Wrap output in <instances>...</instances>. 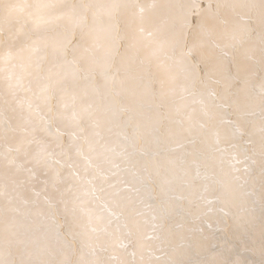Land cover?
<instances>
[{
    "label": "snow or ice",
    "instance_id": "1",
    "mask_svg": "<svg viewBox=\"0 0 264 264\" xmlns=\"http://www.w3.org/2000/svg\"><path fill=\"white\" fill-rule=\"evenodd\" d=\"M157 8L0 0V264H180L177 217L247 212L256 167L264 207V0H210L190 46L186 20ZM129 79L152 98L143 131L101 103ZM145 135L156 147L138 152ZM217 248L210 264H246Z\"/></svg>",
    "mask_w": 264,
    "mask_h": 264
},
{
    "label": "bare ground",
    "instance_id": "2",
    "mask_svg": "<svg viewBox=\"0 0 264 264\" xmlns=\"http://www.w3.org/2000/svg\"><path fill=\"white\" fill-rule=\"evenodd\" d=\"M138 2L141 4H150L153 2L156 3L158 6L157 18L162 16L169 8H172L174 14L183 17L186 20V25H187L184 42L186 45L189 46L197 42L201 38L199 29L196 26V22L200 20L205 25L211 24V19L210 17L207 16L205 12V9L207 8L210 0H138ZM211 2L213 5V10H215L217 0H211ZM194 11H196V13H192ZM120 26L121 28H123L122 21H120ZM130 75L134 76L135 73L133 72ZM143 93H144L143 87L139 85L136 80L129 79V81L125 84L124 88L121 90L119 95H113L107 98H102L101 103L113 105L120 114L122 120H128L129 117H133L132 125L136 123H140L142 125V131H143L144 126L147 125L155 117V113L153 111L148 110L147 108V105L150 102H152V98L150 96L144 95ZM137 112H142L143 116L137 117L136 116ZM132 125H130L126 129L129 135H131L133 131ZM161 131H163V128H161ZM155 147H156L155 135L142 136L137 143L138 152H142L145 149H155ZM161 147H163V145H161ZM190 150H191V146L186 145V148L180 151H190ZM180 151H177L175 153H167V155L175 157L180 155ZM137 159L141 160V162L143 163L144 159L146 158L137 156ZM156 160L157 163L160 164L164 163L162 157L158 156ZM149 168L151 169V164H149ZM161 171L163 172V168L161 169ZM141 175H144V173L141 172ZM133 186L138 187L139 185H133ZM150 189L152 195H157V196L159 195L160 185L158 178H154L153 182L150 185ZM253 190L255 193L253 196L243 195L237 200V203L240 204L242 208H248V210L250 209L254 210L253 214L256 213L257 211L258 212L262 211V212L261 214L257 212L261 216L256 217L255 215L256 218L254 217L251 219H249L250 217L248 218L247 216L244 215V217H247L249 219V220L247 219V221L245 222H242L244 217L242 218V221L239 220V216L243 212H241V210L237 207L228 205L226 206V211L229 213L228 216L223 215V213L216 212L208 220V222L211 223L213 226L212 229H215L214 233L213 231H211L210 234L208 233V235H205L207 232V229L205 228L206 229V232L204 230L205 236L199 235L194 237L191 235L193 238L188 237L190 238L188 240V238H184V236H187L189 234L188 229L192 228V226L188 228L190 223L194 224V226L196 227L198 225L207 226V224L203 223L202 221L195 220L194 218H189L190 222H186L185 220H182L179 217H177L176 222L184 224V227L176 229V231L179 233V236L176 240V245L179 248V254L176 255L175 259H177V261H179L180 264H210L213 258L214 251L220 250L219 248H217V246H224L225 243L227 242L228 245L233 246V252H232L233 257L238 255L242 260L246 262V264H261V256H260L259 248H260L261 239L262 237H264V207H262V203H261L259 173L253 175V183H251L246 189V191L249 192ZM124 195H132L133 199H136L135 193H124ZM140 195L145 200L146 203H152V201L149 199L148 190L142 191ZM182 203L185 208L190 207L187 201H183ZM41 207L43 208V205H41ZM217 207H219V205H217ZM251 210L249 211L250 213ZM192 211L194 213L196 212L195 206H192ZM253 214H251L252 215L251 217L254 216ZM59 221L60 223H63V218L62 217L59 218ZM37 222H40L39 218H37ZM61 231L63 230L61 229ZM198 233L199 232H197V234ZM180 236H182L184 240L179 238ZM211 242H216V245L211 244ZM244 243H247L248 248L252 250L245 251L243 246ZM57 259H60V257L57 256ZM72 260H73V264H75L76 257H72Z\"/></svg>",
    "mask_w": 264,
    "mask_h": 264
},
{
    "label": "rangeland",
    "instance_id": "3",
    "mask_svg": "<svg viewBox=\"0 0 264 264\" xmlns=\"http://www.w3.org/2000/svg\"><path fill=\"white\" fill-rule=\"evenodd\" d=\"M192 13H196V11H194V12H192ZM257 86H258V81H257ZM255 169H256V170H255ZM254 170H255L256 172H255ZM254 170H253L254 172H252L253 175L259 173V168H258V167L254 168ZM253 175H252V176H253ZM241 196H243V195H241ZM241 196H240V197H241ZM245 209L248 210V208H245ZM250 210H251V209H250ZM250 210H248L247 213H248ZM253 212H254V210H251V213L249 212L248 214H247L246 212H245V213L243 212V213L239 216V220L242 221V219H241L240 217H241V216L244 217V215L247 216L248 218L250 217L249 219L254 218L255 215H256V217L261 216L260 214H261L262 211H259V212L257 211V212L260 213V214H258L257 212L253 214ZM246 214H247V215H246ZM249 214H250V215H249ZM251 214H253L254 216L251 217V216H252ZM257 214H258V215H257ZM248 215H249V216H248ZM247 217H244V219H243L242 222L247 221V219H248ZM256 217H255V218H256ZM245 218H246V220H245ZM249 219H248V220H249ZM190 224H191V223H190ZM190 224H189L188 228H189L190 226H192V228H191V229H192L191 234H190V232H189V234H188L187 236H184V238H188V237L191 238L192 236L196 237V236H199V235H200V236H203V235L205 234V232H206V229H207V232H206L205 235H208V233L210 234L211 231H213V233L215 232V229H212L213 226L211 227V229H212V230H211V229H210L208 226H206V225H203V226L200 225L201 227L198 225V226L196 227V226H194V224H191V225H190ZM205 226H206V227H205ZM202 227H203V228H202ZM199 228L203 229V231H201V232L198 231ZM205 228H206V229H205ZM194 229H195V230H194ZM209 229H210V231H209ZM193 230H194V231H193ZM204 230H205V232H204ZM208 231H209V232H208ZM192 232H194V233H192ZM197 232H199V233L197 234ZM203 232H204V233H203ZM200 233H201L202 235H201ZM195 234H197V235H195ZM191 235H192V236H191ZM205 235H204V236H205ZM248 237H249V236H248ZM184 238H183V240H184ZM190 238H188V240H189ZM192 238H193V237H192ZM185 240H187V239H185ZM211 244H215V245H216V242H211ZM215 245H213V246H215Z\"/></svg>",
    "mask_w": 264,
    "mask_h": 264
}]
</instances>
